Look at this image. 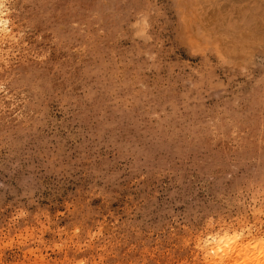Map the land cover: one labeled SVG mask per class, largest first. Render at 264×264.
<instances>
[{
	"label": "rangeland",
	"instance_id": "rangeland-1",
	"mask_svg": "<svg viewBox=\"0 0 264 264\" xmlns=\"http://www.w3.org/2000/svg\"><path fill=\"white\" fill-rule=\"evenodd\" d=\"M1 16L0 264H251L214 248L264 245V0Z\"/></svg>",
	"mask_w": 264,
	"mask_h": 264
},
{
	"label": "bare ground",
	"instance_id": "bare-ground-1",
	"mask_svg": "<svg viewBox=\"0 0 264 264\" xmlns=\"http://www.w3.org/2000/svg\"><path fill=\"white\" fill-rule=\"evenodd\" d=\"M3 5H4V0H0V23L2 22L1 12L3 9ZM20 74L24 75V73H20ZM231 243L232 241H230L229 239L226 240V243H224V239H219L217 248H214L215 246L213 248L215 251H218V249L222 248L224 253L230 257L232 256V253L235 250H238L240 254L242 253L243 250H245V256H246L245 260H247L248 263L264 264V259H263L264 245L263 244L256 243L253 246L247 245L245 247L238 248L237 246H234ZM217 255H219V252L217 253Z\"/></svg>",
	"mask_w": 264,
	"mask_h": 264
}]
</instances>
